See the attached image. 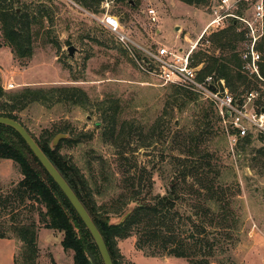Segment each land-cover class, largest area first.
<instances>
[{
  "label": "rangeland",
  "instance_id": "rangeland-1",
  "mask_svg": "<svg viewBox=\"0 0 264 264\" xmlns=\"http://www.w3.org/2000/svg\"><path fill=\"white\" fill-rule=\"evenodd\" d=\"M5 4L18 9L19 13L23 10L30 13L34 54L30 58L15 57L12 48L6 44L0 25L3 87L7 91H16L25 87L77 86L87 92L93 107L85 110L34 104L20 114V120L30 132L39 138L45 130L68 125L76 134L92 133L91 139H84L73 148H63L62 152L77 161L85 173H88V161L99 170V164L95 163L99 156L103 157L107 167L118 172L121 157L116 154L115 147L104 142L103 129L97 125L100 121L98 103L117 101L121 108L119 119L140 125L144 141H148L145 136L161 119L163 127L156 131L153 141L145 142L148 146L141 147L138 146V137H135L125 155L152 172L153 192L161 196L168 194V183L180 160L184 163L187 160L189 165L198 161L207 168L208 164L220 168L229 184L228 194L235 198L233 209L239 220L237 230L230 236L223 230H207L205 233L211 238L216 237L219 242L214 259L229 258L233 264H264V175L259 167L253 166L251 157L255 154L240 150L241 137L232 134L229 121L224 122L216 115L213 103L201 95H196V99L188 104L175 100L180 88L164 83L141 67L142 51L135 46L128 49L100 22L103 14L100 6L89 9L77 0H6ZM212 4V0L194 4L180 0H114L109 11L120 19L124 32L144 47L189 49L209 23ZM150 8L156 10V22L150 19ZM231 23L229 21L225 28L215 32L226 29ZM207 37L211 38L210 42L201 39L193 52V65L199 74L204 67L203 60L208 62L216 55L230 57L245 48L244 39L234 43L236 48L233 51L232 48L219 49L212 36ZM72 45L76 48L74 56L68 53ZM258 86L264 90L262 84ZM243 90L244 86L234 95L246 97L247 91ZM258 99L249 108L264 106L261 105L264 99ZM204 111L209 113L208 118L203 117ZM185 132L192 135H188L186 145L199 147L196 156L190 152L187 156L182 153L184 142L180 137ZM248 133L254 139L250 147L259 148L262 144L256 138L262 132L249 126ZM22 179L16 163L0 159V232L13 237V221L28 223L35 220L39 224L40 264H57L55 259L70 264L71 250L65 249L60 241L59 234L64 237V233L45 228L40 221V213L46 211L45 206L39 202L23 201L18 194V184ZM186 198L187 193H184L180 199L184 205L188 202ZM206 225H209L208 220ZM135 240L134 235L118 240L123 264H192L188 258L147 256L136 248Z\"/></svg>",
  "mask_w": 264,
  "mask_h": 264
},
{
  "label": "trees",
  "instance_id": "trees-1",
  "mask_svg": "<svg viewBox=\"0 0 264 264\" xmlns=\"http://www.w3.org/2000/svg\"><path fill=\"white\" fill-rule=\"evenodd\" d=\"M77 1L89 9L95 5L101 7L102 3V0ZM180 1L194 4L201 0ZM5 2L6 0H0V25L6 44L12 48L15 57L30 58L34 54L31 15L26 10L19 13L18 9H12ZM101 9L104 12L102 7ZM240 13L244 14V11ZM240 26L242 27L238 21H233L229 27L214 32L210 37L212 36L219 49L232 48L234 51L236 48L234 43L244 39V30ZM259 49L264 53V36L259 43ZM203 62L201 77L213 75L218 79H224L233 94L242 86L243 91L258 90L260 93L258 101L264 99V90L258 86L260 84L264 86V80L253 77L243 70V61L238 51L232 53L230 57L216 55L208 62L204 60ZM261 72L264 79L263 64ZM179 88L174 99L185 104L195 100L196 95H199L191 89ZM261 103L263 105L264 100ZM34 104L48 108L56 105L85 110L93 108L89 95L80 87H25L7 91L1 84L0 77V116L11 117L25 126L20 120V114ZM97 110L100 113L97 125L103 129L104 142L115 147L116 154L121 157L118 172L107 167L103 157L99 156L95 161L99 164V170L93 167L94 163L88 161L86 166L88 173H85L77 161L62 152L63 148H73L84 139H91L92 133L76 134L67 125L55 130H45L36 138L25 127L90 212L105 238L114 264H123L118 240L131 235L136 236V248L147 256L188 258L192 264H233L229 258L214 259L219 242L216 237L211 238L205 234L207 230H223L230 236L238 228L239 217L233 209L235 198L228 194L229 184L224 180L221 169L212 164H208L207 168L202 162L194 161L189 165L187 160H184L185 163L180 160L176 173L168 183V194L164 196L154 194L152 172L125 154L135 137H138L140 142L138 146H148L145 142L150 140L152 142L156 131L163 127L161 119L154 123L148 136H145L148 141H144L140 125L131 120L119 119L121 108L117 101L104 100L98 103ZM215 112L221 119L216 107ZM208 114L204 111L203 117L208 118ZM231 132L239 137L236 129H232ZM59 133H69L70 137L62 139L55 148H52V140ZM188 135L192 137L191 133L186 132L180 137L184 142L182 153L187 156V152H190L196 156L199 147L190 148L186 145ZM256 139L262 144L257 149L250 147L254 139L249 133L239 139L241 141L239 146L244 153L255 154L251 157L253 166L259 167L260 173L264 175V133H260ZM92 152L96 154V151ZM0 159L12 160L19 166L23 179L18 184V194L23 201L25 199L39 202L45 206L46 211L40 213V221L45 228L64 233L62 244L65 249L74 252L73 264H104L90 231L65 193L42 166L22 136L14 128L3 124H0ZM184 193H187L186 205L180 202ZM131 202H137V206L128 219L121 225H110V218L123 214ZM12 223L13 237L20 242L15 264H37L39 224L35 220L28 223L16 221ZM73 223L79 232L75 230ZM0 237L11 236L0 232Z\"/></svg>",
  "mask_w": 264,
  "mask_h": 264
},
{
  "label": "built area",
  "instance_id": "built-area-1",
  "mask_svg": "<svg viewBox=\"0 0 264 264\" xmlns=\"http://www.w3.org/2000/svg\"><path fill=\"white\" fill-rule=\"evenodd\" d=\"M113 2L114 0H102L101 7L104 12L100 22L128 49L131 50L132 46H135L142 51L143 69L158 76L166 84L191 89L211 101L223 121H229L231 127L237 130L239 137L247 134L249 126L264 132V112H262L264 106L259 109L249 108V105L259 98L258 90L247 92L246 97H237L231 92L224 79L217 80L213 75L201 77L198 68L193 65V52L201 39L209 43L207 36L225 28L229 21H238L244 30L245 48L240 53L243 70L253 77L264 80L261 72L264 57L259 49V43L264 36V0H212L211 19L197 42L189 49L166 46L149 48L138 44L124 32L120 19L110 13L109 9ZM240 11H244V14ZM148 14L153 22L157 21L154 8H150Z\"/></svg>",
  "mask_w": 264,
  "mask_h": 264
},
{
  "label": "water",
  "instance_id": "water-1",
  "mask_svg": "<svg viewBox=\"0 0 264 264\" xmlns=\"http://www.w3.org/2000/svg\"><path fill=\"white\" fill-rule=\"evenodd\" d=\"M76 48L72 45L68 48V53L70 56H74ZM262 112H264V107L262 108ZM0 124L10 126L14 128L25 140L29 148L32 150L34 155L40 161L42 166L46 169V171L50 174V176L54 179V181L59 185L61 190L65 193L66 197L69 199L83 222L85 223L87 229L90 231L94 242L98 246L100 251L102 260L104 264H114L113 258L105 241L103 234L101 233L99 227L95 223L93 217L91 216L88 209L85 207L83 202L80 200L76 192L70 186L68 181L65 179L63 174L59 171V169L55 166V164L51 161V159L47 156V154L40 147L36 139L31 135V133L27 130V128L18 120L13 119L7 116H0ZM70 135L67 133H59L52 140L51 146L55 148L62 139L69 138ZM172 197V194H169ZM137 206V202H131L126 211L120 216H112L109 220L110 225H121L123 224L128 217L133 213L135 207ZM75 230L79 232V229L75 226Z\"/></svg>",
  "mask_w": 264,
  "mask_h": 264
},
{
  "label": "crops",
  "instance_id": "crops-1",
  "mask_svg": "<svg viewBox=\"0 0 264 264\" xmlns=\"http://www.w3.org/2000/svg\"><path fill=\"white\" fill-rule=\"evenodd\" d=\"M59 235L61 236L60 241L62 242V240H63L62 234L60 233ZM38 246H39V243H38ZM19 247H20V242L16 238H14V237H10V238L0 237V264H15V256L19 252ZM39 249H40V247H39ZM48 252H51V251L49 250ZM66 252H68V251L66 250L65 254H66ZM70 252L71 253H69V256H71V259H72L70 261V264H73L74 253L72 250ZM51 253H53V252H51ZM40 258L41 257H40V250H39V257L37 260V264H40ZM55 262L57 264H63L61 262V260H59V259H57V260L55 259ZM45 264H49V263L45 262Z\"/></svg>",
  "mask_w": 264,
  "mask_h": 264
}]
</instances>
